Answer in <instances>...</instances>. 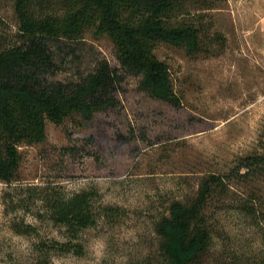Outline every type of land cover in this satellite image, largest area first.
<instances>
[{
  "label": "rangeland",
  "instance_id": "obj_1",
  "mask_svg": "<svg viewBox=\"0 0 264 264\" xmlns=\"http://www.w3.org/2000/svg\"><path fill=\"white\" fill-rule=\"evenodd\" d=\"M180 17L201 29L203 50L156 45L175 101L147 94L105 35L49 43L47 81H75L106 60L120 77L117 102L89 120H46L42 142L18 146L16 178H0V264H167L160 218L202 195L210 241L198 264H264V0H199ZM18 33L14 0H0L4 45ZM34 187L95 193L80 254L39 248L69 236ZM16 223L33 230L16 233Z\"/></svg>",
  "mask_w": 264,
  "mask_h": 264
},
{
  "label": "trees",
  "instance_id": "obj_2",
  "mask_svg": "<svg viewBox=\"0 0 264 264\" xmlns=\"http://www.w3.org/2000/svg\"><path fill=\"white\" fill-rule=\"evenodd\" d=\"M196 1L14 0L18 39L6 46L0 38V178L5 182L16 178L21 159L18 146L42 142L46 120L60 123L74 113L89 120L94 111L117 102L120 77L106 60L75 81H47L43 75L53 66L52 40H79L88 30L105 35L122 68L140 77L147 94L175 101L168 68L156 58L154 49L164 42L183 46L189 53L203 50L201 29L180 17L186 6ZM33 190L53 224L64 227L69 236L67 241L48 246L40 243L39 248L80 254L82 246L76 240L79 231L94 222L95 193L83 190L65 195L56 187ZM209 190L206 185L204 194ZM188 203H173L159 220L167 264H198L210 241L203 195ZM12 229L20 234L33 230L31 225L17 223Z\"/></svg>",
  "mask_w": 264,
  "mask_h": 264
}]
</instances>
